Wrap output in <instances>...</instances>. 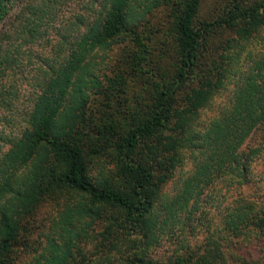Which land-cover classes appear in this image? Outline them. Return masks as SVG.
Masks as SVG:
<instances>
[{
	"label": "trees",
	"instance_id": "trees-1",
	"mask_svg": "<svg viewBox=\"0 0 264 264\" xmlns=\"http://www.w3.org/2000/svg\"><path fill=\"white\" fill-rule=\"evenodd\" d=\"M18 1L19 8L10 16ZM232 1L222 18L196 27L200 0H0V83L9 73H23L33 62L45 67V77L28 113L27 129L10 140L0 157V264H12L18 233L23 227L21 218L51 188L73 191L87 204L66 206L63 220L72 230L73 216L76 222L83 217L91 220L96 209L106 208L116 214L113 220L124 234L144 239L156 225L153 213L157 191L181 163L185 149L198 148L201 158L176 201L180 209L192 199L188 211H196L195 197L204 190L208 192L222 176L229 175V181L234 180L237 186L248 182L255 155H264L263 145L242 149L243 142L256 129L264 128V51L242 78L230 107L208 124L203 136L196 130L200 110L231 76V56H226L215 72L213 68H201L203 60L210 59L211 28H234L242 40L264 28V0L250 6H242L243 0ZM70 5L72 12L63 18ZM164 6L174 12L176 56L173 74L165 78L154 75L158 71L151 65L147 50L150 37L146 33L152 10ZM127 38L135 49L132 79H143L145 89L141 86L139 91L147 93L146 100L141 95L133 99L129 122L117 125L108 117L100 123L101 118H97L92 128L83 114L79 119L72 118V113L63 114V103L71 89L75 88L79 96L76 105L83 107L89 90L91 93L92 88L99 87L91 68H87L89 56ZM52 40L55 41L51 57L34 49ZM62 52L64 56L58 64ZM85 133L96 139L91 154L106 152L113 165V170L101 175L97 182L90 180L86 170L79 137ZM40 149L59 169L55 171L52 164L43 165L34 177L14 178ZM11 194H15L13 205L5 200ZM213 196L207 193L205 197L213 200ZM237 197L221 216L223 231L232 238L254 233L255 238L264 239V202H254L241 194ZM18 205L24 210L20 217L14 210ZM163 207L166 218L176 217L171 205ZM78 229L72 233L64 228V243L49 244L47 256L38 264H70L68 251L74 247L73 241H79V235H85L86 227ZM135 242L132 238V245ZM204 245L210 246L208 253L195 259L187 254L170 264H225L218 247L211 248L207 240ZM132 264L158 263L132 254Z\"/></svg>",
	"mask_w": 264,
	"mask_h": 264
},
{
	"label": "rangeland",
	"instance_id": "rangeland-1",
	"mask_svg": "<svg viewBox=\"0 0 264 264\" xmlns=\"http://www.w3.org/2000/svg\"><path fill=\"white\" fill-rule=\"evenodd\" d=\"M258 1L243 0L240 3L242 6H250ZM232 2V0H200L195 26L219 20ZM19 6L18 1L10 16ZM68 8L63 13V18L72 12L71 5ZM173 16L174 12L169 6L158 7L152 10L149 23L146 25V33L150 37L147 50L152 61L151 65L158 71L154 75L164 78L173 74L176 65ZM60 19L61 16L58 20ZM1 26L2 24L0 28ZM211 29L213 35L209 40L210 59L203 60L204 65L201 68L205 70L213 68L215 72L222 66L221 61L224 63L226 56H231L232 61L229 65L231 76L224 81V87L213 94L206 106L200 110L196 121V130L200 132V136H203L211 121L230 107L234 92L241 84L242 78L252 69L253 63L261 58L260 55L264 51L263 27L252 32L246 40L240 39L234 28L214 26ZM54 41L37 45L34 49L43 56L51 57V45ZM134 51L132 43L127 38L122 43H113L106 49L92 53L87 68H91L99 87L92 88L91 93L90 88L88 89L87 100L83 107L76 105L79 96L76 95L75 88L71 89L65 97L62 113H72L74 119L84 115L92 128L96 126L97 118H101L100 123L103 122V118L108 117H111L117 125L122 122L128 123L132 117L133 99L138 95L144 97L142 100L147 99V93L144 90L139 91L141 86L145 89V81L132 79ZM62 56L64 52L57 60L58 64L62 61ZM24 60L23 58L25 63ZM44 70L45 67L33 62L23 73L18 71L9 73L1 81L0 157L7 151L10 140L17 138L27 129L28 113L45 77ZM263 132V126L256 129L250 138L243 142L242 149L257 145L264 146L262 139L264 136L259 140ZM79 137L85 153L87 174L92 182H97L101 175L113 170V165L106 152L91 154V146L96 141L92 134L85 133L84 136ZM182 155L183 159L174 169L172 176L157 191L153 213L156 225L150 229L144 239L124 234L115 225L113 218L116 214L106 208L98 211L96 209L95 218L91 220L83 217L76 222V216H73L75 220L71 218V225H74L72 230L63 220L66 206L77 203L82 205L85 201L73 191H57L51 188L41 194L32 211L21 218L20 225L23 227L18 233L12 264L43 262V257L48 254L49 244L62 245L66 240L64 228L71 229V232L75 233L78 228L84 227H86L85 235H79V241H73L74 247L68 251L70 264H132V254L144 255L146 259L158 264H170L173 259L187 254H191L195 259L208 253L210 246L204 245L206 240L211 244V248L218 247L223 254L225 264H264V239L255 238L254 233H244L245 235L232 238L223 231L221 223L222 214L232 205L233 200L238 198L237 194H241L246 199H253L254 202H264V155H255L250 164L251 175L246 184L237 186L234 180L229 181V175L222 176L214 182L208 192L204 190L202 195L195 197L193 203L197 202V210H190L191 212L188 210L192 199L188 202V206L182 209L176 201L182 195L184 182L201 155L198 148L185 149ZM53 163L49 160L47 152L40 149L26 167L20 168L14 174V178L34 177L39 174L43 165L50 167L49 164H52L57 171L60 166ZM33 168L35 171L32 172ZM207 193L214 195L213 200L206 199ZM14 195L6 196L7 204H15V200L12 199ZM164 205H171L172 209L176 210L175 218L171 220L172 217H165ZM14 210L19 217L24 213L21 205ZM132 238L136 241L135 245H132Z\"/></svg>",
	"mask_w": 264,
	"mask_h": 264
}]
</instances>
